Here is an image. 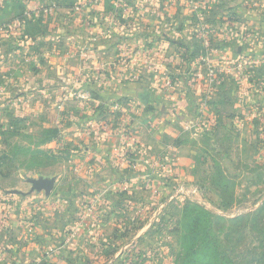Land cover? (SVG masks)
<instances>
[{"label": "rangeland", "instance_id": "374dc122", "mask_svg": "<svg viewBox=\"0 0 264 264\" xmlns=\"http://www.w3.org/2000/svg\"><path fill=\"white\" fill-rule=\"evenodd\" d=\"M211 1L215 2L0 0V125L5 130H11L0 135V186L4 189L0 191V204L17 199L16 202L23 206L21 212L25 211L24 219L32 222V226L38 220L42 226L46 217H42V211L38 209L44 208L48 212V206L53 201L56 202L58 198L62 200L61 210L67 209L66 217L72 221L66 230L71 238L69 241L85 239L93 245L85 252L87 255L81 259L84 261L82 264H89V259L92 264L181 263V222L184 209L187 205L195 208L196 204L219 216L215 219V232L227 251L232 252L236 264H250L252 255L261 257L264 254V219L257 227H248L242 222L244 220H231L256 210L264 203V56L258 58L242 54L240 59L236 58L237 62L259 59V62L246 69L245 78L239 77L240 72L223 71L236 84L231 86L226 96L230 104L226 103V109L220 112L213 110V114L209 112L212 107L207 103L214 100L216 95H213L212 90L216 91L217 88L210 84L208 67L217 68V73H221V67L213 65L210 60L201 64L207 70L206 99L203 100L206 106L200 109L203 117L196 119L194 114H189L184 117L187 119L181 120L172 114L169 120L168 114L159 115L165 118V126L173 123L171 128L176 131V136L164 134L162 129L157 131L156 136V133L149 134L146 130L141 132L145 134L142 139L148 143L147 155L143 157L138 156L136 144H129L134 133L147 126L149 121L144 116V101L141 97L122 94L110 103L102 104L100 88L82 87V71L91 66L103 69L109 79L116 78L109 67V57L103 51H118L120 56L126 55L123 57L126 60L132 53L140 55L147 35L151 33L156 39L167 33L169 27L164 25L167 28L165 30L161 22L166 18L170 19L168 21L175 28H179L181 19L188 17L187 31L191 30L197 37L202 34V26L208 25L214 30L210 36V42L213 41L215 30L219 28L207 19L213 16L215 10L211 8ZM247 1L252 5H249V9L264 15V0ZM150 2L155 5V9L145 14ZM111 3H114V7ZM20 9L31 13H27L28 19L35 15L39 21L31 23L25 19L23 22L18 18ZM228 14L230 16L226 17L229 16L231 23L233 19ZM149 15L155 19L152 27L149 26ZM92 16L100 20L99 24L89 23L88 27L83 25L82 22L91 21ZM118 20L125 26L115 25ZM5 25L9 27L5 28ZM191 26L195 29H191ZM253 26L256 27L255 24ZM161 28L163 32H160ZM258 31L256 28L248 32L255 34ZM194 41L188 38L184 43L191 47ZM130 44H133V48ZM171 45L179 55L176 54L177 59L171 56L169 60L179 68L177 63L181 57V47L178 44V50L176 44L171 42ZM87 47L89 51L79 57ZM230 63L236 64L232 61ZM59 65L61 69L71 65L73 71L78 70L70 75L72 82L64 84L62 79L59 80L61 75L66 74L62 70V74L59 72L56 68ZM261 70L262 76L254 83L251 76L255 79V72ZM37 74L48 79L52 77L56 82L60 81L63 87L53 91L45 89L43 92L37 89V93L43 97L39 94L37 100L25 101L22 93H30V88H7L5 84H13L18 78L29 81L31 76ZM144 75V71H133L121 83L126 85L127 82H138L150 74L148 72ZM166 75L172 80L171 73ZM240 85L246 91L248 85L252 89L255 87L251 95L258 97L254 98L252 104L246 103L242 111L236 106ZM224 91L220 89L217 94ZM121 97H127L128 101H119ZM93 100L99 102L96 104ZM138 102L140 110L135 108ZM69 107L72 108L71 112H68ZM68 113L74 119L70 120ZM154 114L157 115L158 111ZM209 115L214 118H205ZM127 124L131 133L121 128V125L124 127ZM50 128L58 130L62 138L60 142H46L51 136L47 131ZM102 135H115L114 146H119L120 150L117 156L120 161L128 163L130 166L127 169L131 170L130 174L124 170L115 182L113 196L108 195L107 184L103 186L94 179L95 175L103 174L105 170L100 164L92 166L97 159L93 153V143ZM136 141L139 146L140 142ZM40 176L56 177L50 195L45 191H34L25 196L6 192L7 189L27 192L31 183L26 179ZM24 206L27 210H24ZM36 211H40L39 219H36L38 214H34ZM62 214L63 211H58L56 220L59 223L64 219ZM2 226L3 222L0 223ZM3 235L5 233L0 234V240H3ZM256 246L258 250L254 249ZM44 250V257H48L56 249ZM71 251L73 253L66 256H72L69 262L76 264L73 259L77 252L73 249ZM49 262L48 258H44L38 264H54Z\"/></svg>", "mask_w": 264, "mask_h": 264}, {"label": "crops", "instance_id": "0c3cea01", "mask_svg": "<svg viewBox=\"0 0 264 264\" xmlns=\"http://www.w3.org/2000/svg\"><path fill=\"white\" fill-rule=\"evenodd\" d=\"M101 4L103 5V3ZM111 4V6L114 7V3ZM249 5L252 6L247 0H215L214 3L211 1V8L215 10L212 12L213 16L207 17V19L209 18V22L211 24H217L219 29L218 31L215 30L213 44H211L207 55H209V60L213 65L220 66L221 70H224L227 73L238 72L237 60L242 57V54L247 56H258V58L260 56L261 58L264 56V15L256 13L257 11L252 8L249 9ZM99 7L100 6H97V8ZM153 8L155 9V5L152 4V2L148 3L145 14H150L153 11ZM228 13L231 14L233 19L231 23L227 22L230 16ZM226 15L229 16L226 17ZM161 16L164 18L163 15ZM148 18L150 20L149 26L152 27V25L155 24L153 23L155 22V19H152L153 17H150V15ZM187 19L188 17L181 19V26L179 28H175L174 24L171 23V21H168L170 20L169 18L162 20L161 22L163 24V28L165 29V26L169 27L168 29L166 28L167 30L165 29L167 33L159 35V38L156 39L153 38L154 35L152 34V36L151 33L147 35L144 38V49L140 51V55L135 56L132 55L134 53L130 54L131 59H129L130 57H127V60L126 58L124 59L123 57L126 55L120 56V52L117 53L118 51H103L107 53L106 55L109 57V62H111L109 67H111L112 72L115 73L116 78L114 77V79H109L107 74H104L105 72L103 69H94L92 66L88 69L84 68V71H82V75L84 77V80H82V87L95 89L97 87L100 88V98L102 104H108V102L110 103L115 98L122 96V94L132 95L133 97L140 96L144 101L142 108L144 111V116L149 120H147L148 124L147 126H144L145 128L142 127V129L136 132V134L134 133L133 139H131L129 143L132 145L136 144V147H138L137 153H139V157H143L144 154L147 155L148 150V143L142 139L145 137V134L142 135L141 132L146 130L147 132H150L149 134L156 133V136L157 133L161 131L160 129H162L161 132L164 134H170L174 137L176 136V131L171 128L173 123L171 126H165V118H161L159 115L168 114L169 119L170 116L174 114V116L181 120L187 119L184 117L189 116V114H194V118L196 117V119H200L202 116L200 106L202 101L206 99L204 97H206L205 88L207 87V83H205V80L207 70L205 69V66L201 65L199 59L192 63L191 68L193 71V76L190 74H184L177 82L173 83L172 80L169 79L170 76L166 75L167 73H173L172 71L175 72L180 68H176L172 61L169 60L171 56H173L174 59H177V55H179V53L177 54L174 52L175 48H172L171 42L176 44L179 50L178 44L180 42H184L188 38L194 39V32L191 30L187 31ZM194 19V21H197L196 18ZM98 21L100 20H98L96 16H92L91 21H86L87 23L83 21L82 23L88 27L89 23L99 24ZM124 22L130 23L129 20H124ZM254 24L256 27L253 26ZM103 25H105V23H103ZM115 25L125 26L121 20L115 22ZM163 28L160 29V32H163ZM256 28H258L259 31L255 34L254 32H248L249 29ZM191 29H195V27L191 26ZM80 45L79 46L82 47L83 43ZM130 46L133 48V44H130ZM87 51H89L88 47L84 50L83 54L81 53L82 55L79 54V57H83ZM173 54H175L176 57H174ZM116 56H120V58L114 59ZM234 58L238 59L233 61L235 60ZM128 59L130 61H128ZM116 60L117 63H115ZM231 61L236 64L232 65V63H230ZM178 62H180V59H178ZM56 68L59 70V72L61 70L66 72L65 75L63 74L66 77L62 75L59 77V80L62 79L61 81L64 82V84L66 82H72L69 79L71 78L70 75L78 71L76 69L73 71L74 67L71 65H66L63 69L60 68V65ZM139 70L140 72H145L144 76H146V73L149 72V77H144V79L138 82L132 81L133 83L131 84H129V82H127L126 85H124L125 83H121L123 78L129 77L130 73ZM263 73L260 71L255 72L256 77L254 83H257V80L260 79ZM31 77L32 78L29 81H22V79L18 78V80H16V82L13 84H5H7V88H30V93H22L23 100L25 101H34L40 98V93H37V89H42L43 92L45 89H50V91H53L63 87L60 84V81L56 82V80L52 77L48 79L45 78L44 75H41L40 77L39 74L33 75ZM259 84L261 85V83ZM46 86L47 88H45ZM215 87L217 90L213 91V95L217 96V91L220 89L218 86ZM248 87L249 88L246 91V89L241 88L240 85V87H238L239 91L237 90L239 101L237 102L236 106L237 108L241 109V111L244 109V105H246V103L250 102L252 104L255 102V99L258 98H255L254 95H251L255 92V87L253 89L250 87V85H248ZM32 90H34V92ZM40 95L43 97L42 94ZM94 102L97 104L99 101L97 102L96 100H93V103ZM139 104L140 103L138 102V104L135 105V108L140 110L141 107ZM148 104H151L153 109H148ZM71 109L72 108L69 107L68 112H71ZM157 111L158 114H154V112ZM209 112H212L213 114V110L211 108ZM206 117L209 119L214 118L211 115L205 116V118ZM68 118L70 120L74 119L71 113H68ZM85 120L86 119H82L81 121ZM151 128L152 130H150ZM80 135H85V133H80ZM67 139L68 138H65V140ZM115 139V135H102L99 137V139L94 140V146L92 147L94 156L97 157L96 161H93L94 164H92V166L100 164V166L104 167L105 169L103 174H98L97 176L95 175L94 179L98 180L97 182H99V184H104L103 186H106L107 184L106 189H109L107 192L108 195L111 196L114 194L112 189L113 185L118 180V178L121 177L123 171L127 170L128 174H130L129 172L131 171L127 169L130 165H128V163L126 164L124 161H120L118 158L117 155L120 150L118 148L119 146H114ZM136 140L140 142L139 146ZM122 149L123 147L121 150ZM90 150L91 146L89 148V151ZM108 170L111 171V173L108 172ZM88 174H91V172ZM16 201L17 199H13L0 204V223L3 222V226L0 227V234L5 233V235H3V240H0V264H38L44 258H48L50 261L49 263L70 264L69 261H71L70 258L72 256L68 258L66 255L70 252L73 253V251H71L72 249L77 252V256L73 259L74 262L76 264L84 263V261L81 259L86 257L87 254L85 252H87L89 248L93 247V245L85 239L82 241H69L71 238L66 230L68 229L67 226L70 225L72 221L69 217H66V214L68 213L66 211L67 209L61 210L62 200H59L58 198L56 202L53 201V203L48 206V212H45L47 210L44 208L38 209L42 211V217H46V220L43 222L41 221L43 223L42 226L38 220L35 222L34 226H32V222L25 220V211L24 213L21 212L23 206L21 204L19 205ZM24 208V210H27L25 206ZM58 211H63L62 215L64 216V219L60 223L59 220H56V218L58 219ZM34 214H38L36 219H39L40 211H36ZM66 239H68V241H66ZM53 247L56 249L54 250L55 252H52L51 255L49 253L48 257H44V249ZM88 262L89 264L93 263L90 259Z\"/></svg>", "mask_w": 264, "mask_h": 264}, {"label": "trees", "instance_id": "16d2710c", "mask_svg": "<svg viewBox=\"0 0 264 264\" xmlns=\"http://www.w3.org/2000/svg\"><path fill=\"white\" fill-rule=\"evenodd\" d=\"M19 12L20 13L18 14V18L22 19L23 22L25 21V19H27L28 21L30 20L31 23L39 21V18L35 15H32V17L28 19L27 15H31V13L25 12L24 9H20ZM194 40V45H191V47L189 45H186L184 42L179 43L181 47V57L180 62H178L177 65L178 67H180V69L171 73L173 83L177 82L184 74H190L191 76H193V71L191 68L193 61H196L208 54V49L205 47L203 39L197 37L195 34ZM211 42L213 44V41ZM261 72L263 71L261 70ZM217 75L221 82V84L219 85V89L225 91L223 93L219 92L214 100H209V102L207 103L210 107H212V110L216 111V113L220 112V110H225L226 103L230 104L228 103L226 96L229 94L228 91H231L233 87L232 85L234 84L232 83L234 81L232 79L230 80V76L225 72L217 73ZM251 80H255L253 76H251ZM123 100L128 101V98H119V101ZM231 104L234 105L232 101ZM147 108L153 109L151 104H148ZM205 122H207V120ZM129 127V124L125 125L124 127L121 125V128H124L125 130L128 129L127 133H131V131H129ZM8 130L9 129L5 130L4 126L0 125V135L6 134V131ZM10 131L11 130H9V132ZM47 131H49L48 133H50L51 136L47 139L46 142L61 141L62 138L57 129L50 128L47 129ZM52 133H55V135H53ZM1 190L4 189L0 186V191ZM204 209V207H201L198 204L195 205V208L187 205V207L184 209L185 211L183 213V221L181 220L182 249L180 251V257L182 261L179 264H236V262L232 258V252L227 251L222 240L215 232V219H218L219 216L212 211ZM263 219L264 203L256 210L246 212L243 214V216H236L231 220L234 222L244 220L242 222L245 223L248 227H257L263 221ZM258 248L259 247L256 246L254 249L258 250ZM256 256L257 255H252L250 257V264H262L264 262V254H262L261 257Z\"/></svg>", "mask_w": 264, "mask_h": 264}, {"label": "built area", "instance_id": "2783aa9c", "mask_svg": "<svg viewBox=\"0 0 264 264\" xmlns=\"http://www.w3.org/2000/svg\"><path fill=\"white\" fill-rule=\"evenodd\" d=\"M206 3H207V1L205 2V5H206ZM51 10H52V8L50 9V11ZM227 22H230V21L227 20ZM8 27H9L8 25H5V28H8ZM201 30H202V34L201 35L203 36L202 39L204 41V45L209 50V48L211 47L210 36L213 34L214 30L212 28H210L208 25L202 26ZM201 35H200V37H201ZM200 61H201V64H203L206 61H209V55L201 57ZM257 62H259V59L258 60H250V61H247V60L239 61L237 63V71L240 72L239 77L241 79L245 78V73L247 72L246 69L251 68L252 65L257 63ZM208 68H209V71H210V73H209V78L211 80V81L209 80L210 84H212L214 86L218 85L220 82H218L219 78H218L217 71H216L217 68L212 67V66H210ZM223 71L224 70H221V72H223ZM212 92H213V90H212ZM205 106H206V101H202L200 109L204 108Z\"/></svg>", "mask_w": 264, "mask_h": 264}, {"label": "water", "instance_id": "95a60500", "mask_svg": "<svg viewBox=\"0 0 264 264\" xmlns=\"http://www.w3.org/2000/svg\"><path fill=\"white\" fill-rule=\"evenodd\" d=\"M28 183H31V188L29 191H23L19 189H7V193H15V194H21L23 196L28 195L34 191L41 192L45 191L47 195H50L51 192L53 191L56 183V177H45V176H40V177H28L26 179Z\"/></svg>", "mask_w": 264, "mask_h": 264}]
</instances>
